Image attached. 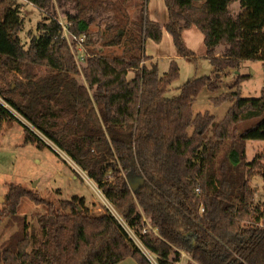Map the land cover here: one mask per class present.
I'll use <instances>...</instances> for the list:
<instances>
[{"label":"trees","instance_id":"16d2710c","mask_svg":"<svg viewBox=\"0 0 264 264\" xmlns=\"http://www.w3.org/2000/svg\"><path fill=\"white\" fill-rule=\"evenodd\" d=\"M26 1L46 15L24 47L17 0H0V132L3 123L16 122L25 143L53 151L47 140L69 157L156 264H264V203H253L249 185L254 175L264 181V156L245 159L248 141H264V82L257 99L242 98L239 90L213 99L216 106L232 102L220 120L192 112L219 73L237 69L241 60L261 61L264 69V0L229 1L230 49L207 53L214 76L187 81L174 98L166 93L179 77L177 63L160 76L157 64L146 66L151 58L140 55L141 42L160 43L165 31L178 55L192 58L184 33L194 28L211 51L212 0H163L164 24L148 18V0H116L112 7L95 0ZM56 6L66 32L50 14ZM131 7L140 10L136 21L126 12ZM97 19L108 23L91 34ZM79 45L86 61L106 59L105 48H122L135 63L134 80L91 82L84 63L81 79ZM139 179L144 184L132 191L129 182ZM23 199L42 205L35 215L39 235L18 214ZM0 215L21 222L1 245L0 264H118L128 258L152 264L107 209L91 213L79 196L52 203L9 184Z\"/></svg>","mask_w":264,"mask_h":264},{"label":"rangeland","instance_id":"374dc122","mask_svg":"<svg viewBox=\"0 0 264 264\" xmlns=\"http://www.w3.org/2000/svg\"><path fill=\"white\" fill-rule=\"evenodd\" d=\"M99 4L112 7L116 0H95ZM230 0H212L214 10V22L211 29L210 40H215L211 51L207 52L204 46L202 34L192 28L184 33V42L191 49L195 56L192 58H182L178 55L168 34L164 32L160 43H154L151 40H142L140 55L148 59L153 58L157 64L159 75L162 76L168 72L169 65L175 61L179 68L178 79L170 86L166 97L174 98L179 95L180 87L191 79L214 76V68L205 58L209 52L215 55H224L230 49V44L235 37V30L229 14L233 6L228 7ZM20 6V16L24 20V28L20 33L21 43L27 47L31 38L37 34L36 26L46 15L37 7L26 0H17ZM228 8V9H227ZM145 13L149 19L164 24L167 22V10L163 0H148L145 3ZM129 20H137L140 15L139 8H126ZM51 15H56L58 21L65 28L66 19L62 11L56 6ZM102 16V15H100ZM99 19L90 26L89 33L96 34L105 28V23L99 24ZM133 24V23H132ZM126 39V36L123 40ZM99 47V44L98 46ZM83 50L76 52L75 60L80 68V77L83 79L84 68L85 74L89 75L91 82L102 81L105 83H120L122 81L131 82L134 80L132 68L135 66L133 61L123 55L122 48H105L102 56L106 59L100 60L98 57L88 58L85 60ZM84 57V60H82ZM92 60V61H91ZM91 62V63H90ZM146 66H151V59L146 61ZM143 64V63H141ZM139 65L140 67L142 65ZM240 80L236 85V80ZM264 82V69L261 61L241 60L237 69L225 70L219 73V78L215 81L213 90L204 88L200 91L197 98L192 104L194 115L209 113L217 120L224 117L226 112L232 106V102L226 101L216 106L213 99L231 92L240 91L242 98L260 97L261 89ZM24 125L28 124L17 114L13 113ZM30 127V126H29ZM31 128V127H30ZM53 151L47 147L38 148L35 144L25 143V135L22 128L16 122H6L2 125L0 132V211L3 209L4 196L8 190V185H20L27 190H31L37 198L59 203L60 201L70 200L73 196L84 198L86 206L91 213L102 214L107 209L127 232L130 238L141 247L133 232L127 228L122 219L116 213L114 208L108 203L102 193L97 189L95 184L88 179L87 175L64 153L60 152L50 142L45 140ZM256 156H264V141H248L245 148V159L251 162ZM135 184V182H134ZM250 188L253 192V203L262 205L264 203V181L260 175H254L250 179ZM42 205L35 204L29 199H23L18 214L25 216L29 224L30 232L39 235L37 226V213H42ZM115 211V212H114ZM21 228L20 221H13L11 217L0 215V248L4 241L10 238ZM151 262L156 264L150 254L146 253ZM184 264V263H182Z\"/></svg>","mask_w":264,"mask_h":264},{"label":"built area","instance_id":"2783aa9c","mask_svg":"<svg viewBox=\"0 0 264 264\" xmlns=\"http://www.w3.org/2000/svg\"><path fill=\"white\" fill-rule=\"evenodd\" d=\"M60 23V22H59ZM61 24V23H60ZM61 26H62V24H61ZM63 27V26H62ZM63 30H65V28L63 27ZM76 39V38H75ZM79 40V42L81 43L82 41H83V39H84V36H81L80 38H78ZM79 50H83V48H82V46L81 45H79ZM195 192L198 194L199 193V189L198 188H196L195 189ZM118 220V219H117ZM119 223H120V221H119ZM121 224V223H120ZM136 239H137V237H135ZM132 240H133V242H134V239L133 238H131ZM137 241H138V243L140 244V242H139V240L137 239ZM135 243V242H134ZM136 244V243H135ZM141 245V244H140ZM136 246L140 249H143V250H145L144 248H143V246L141 245V247L140 246H138L137 244H136ZM145 253H147L146 251H144ZM149 260H150V258H149V256L147 255L146 256ZM151 261V260H150ZM152 264H154L153 262H151Z\"/></svg>","mask_w":264,"mask_h":264},{"label":"crops","instance_id":"0c3cea01","mask_svg":"<svg viewBox=\"0 0 264 264\" xmlns=\"http://www.w3.org/2000/svg\"><path fill=\"white\" fill-rule=\"evenodd\" d=\"M151 21H154V20H152V19H150ZM156 22V21H155ZM163 35H164V32H163ZM166 35H167V33H166ZM165 36V35H164ZM169 36V35H168ZM163 37V36H162ZM169 38H170V36H169ZM170 40H171V38H170ZM151 58V63H154L153 61V58L152 57H150ZM140 250L147 256V254L144 252L145 250H143V249H141L140 248ZM183 256H185L184 254H183ZM118 264H137L133 259H131V258H128V259H126V260H124V261H122V262H120V263H118Z\"/></svg>","mask_w":264,"mask_h":264},{"label":"water","instance_id":"95a60500","mask_svg":"<svg viewBox=\"0 0 264 264\" xmlns=\"http://www.w3.org/2000/svg\"><path fill=\"white\" fill-rule=\"evenodd\" d=\"M144 184V179H139L137 180V182H129V186H130V189L132 191L136 190L140 185H143Z\"/></svg>","mask_w":264,"mask_h":264}]
</instances>
